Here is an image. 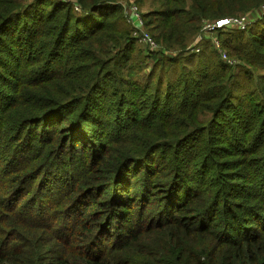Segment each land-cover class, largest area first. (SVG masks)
<instances>
[{"label": "trees", "instance_id": "obj_1", "mask_svg": "<svg viewBox=\"0 0 264 264\" xmlns=\"http://www.w3.org/2000/svg\"><path fill=\"white\" fill-rule=\"evenodd\" d=\"M75 1L0 0V264H264V15L217 29L240 92L186 53L264 0H136L148 73L118 0Z\"/></svg>", "mask_w": 264, "mask_h": 264}, {"label": "built area", "instance_id": "obj_2", "mask_svg": "<svg viewBox=\"0 0 264 264\" xmlns=\"http://www.w3.org/2000/svg\"><path fill=\"white\" fill-rule=\"evenodd\" d=\"M75 9L79 10V5L74 2ZM125 8V7H124ZM127 22L133 28V34L137 37L139 41H141L146 47L151 49L160 48L159 43L154 39V37L146 30H144V26L146 25L144 22V17L141 14L138 6L135 2H132L130 5H126L125 8ZM249 17L247 14L236 16V17H228L223 20H202L201 33L197 36V41L202 40L204 37H209L212 39L213 44L215 46H221L220 38L217 36V29H224L227 26L231 25L232 27L239 28L243 30L249 22ZM195 51H199V48H195ZM225 54L227 62L231 65L236 63V60L233 58H228L227 53L222 51Z\"/></svg>", "mask_w": 264, "mask_h": 264}, {"label": "rangeland", "instance_id": "obj_3", "mask_svg": "<svg viewBox=\"0 0 264 264\" xmlns=\"http://www.w3.org/2000/svg\"><path fill=\"white\" fill-rule=\"evenodd\" d=\"M66 1H71V2H75V0H66ZM118 2H120V4H122V6H123V17H124V20H125V22L128 24V25H130L128 22H127V17H126V11H125V8H126V5H130L132 2H135L136 3V5L138 6V8H139V10H140V12H141V14L143 15V13L144 12H146L147 10H148V5H146V4H143V3H138L136 0H118ZM125 7V8H124ZM263 15H264V4L260 7V8H252L251 9V11H249V12H247V16L249 17V20H247V22H249L248 24H247V26L243 29V30H245L250 24L252 25V24H255L256 22H258V21H260L261 20V18L263 17ZM144 17V16H143ZM230 17H236V16H230ZM225 18H228V17H224V18H217V19H204V20H210V21H214V20H223V19H225ZM146 19H145V17H144V22H145V24H146V21H145ZM201 26H202V22H201ZM228 27H231V25H229ZM234 28H236V27H234ZM144 30H146V31H148L150 34H151V32L149 31V29H148V27H147V25H145L144 26ZM201 33V28H200V31H199V33H198V35ZM216 34H217V31H216ZM198 35H196V37H195V39L190 43V45L188 46V50L186 51V53H191V52H195L194 51V48H199V45H196L197 43H198V41L196 42V40H197V36ZM208 38L209 37H204L202 40H208ZM211 41H212V39L211 38H209ZM201 41V40H200ZM199 41V42H200ZM138 42L143 46V52L145 53V55H146V57H147V61H148V63H147V68L144 70V72H146V73H148L151 69H152V65H153V63H154V57L153 56H155L154 54H156V53H158V48H156V49H151V48H148V47H146L141 41H139L138 40ZM212 44H213V42H212ZM211 46H214L217 50H218V52L220 53V55H221V57L222 58H224L225 57V54L222 52V51H225L224 50V48L222 47V45L221 46H215V44H213V45H211ZM211 46H206V49H207V51H209L211 48L213 49V47H211ZM190 48V49H189ZM163 51V50H162ZM164 52H166V51H164ZM226 52V51H225ZM168 54H171V53H168ZM227 57L228 58H230L229 56H228V54H227ZM225 59V61L227 62V60H226V58H224ZM234 59V58H233ZM156 60V59H155ZM236 60V63H235V65L238 63V66L239 65H243V66H245L246 65V63H245V61L244 60H241V59H239V60H237V59H235ZM239 61H240V63H239ZM235 65H234V67H235ZM234 71H236V75H237V78H236V87L239 89V91L238 92H240V90H242L241 89V85L245 82L246 83V76H244V78H242L241 77V75H240V71H239V69H238V67H235L234 69H233ZM170 71H171V73H175V71H178L179 72V68L178 67H172L171 69H170ZM240 81H242V82H240ZM244 83V84H245Z\"/></svg>", "mask_w": 264, "mask_h": 264}, {"label": "bare ground", "instance_id": "obj_4", "mask_svg": "<svg viewBox=\"0 0 264 264\" xmlns=\"http://www.w3.org/2000/svg\"><path fill=\"white\" fill-rule=\"evenodd\" d=\"M131 26V25H130ZM194 50H195V48H194Z\"/></svg>", "mask_w": 264, "mask_h": 264}]
</instances>
